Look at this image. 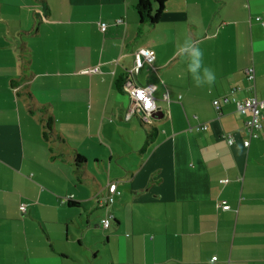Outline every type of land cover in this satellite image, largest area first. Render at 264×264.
<instances>
[{"label": "crops", "instance_id": "obj_1", "mask_svg": "<svg viewBox=\"0 0 264 264\" xmlns=\"http://www.w3.org/2000/svg\"><path fill=\"white\" fill-rule=\"evenodd\" d=\"M262 22L264 0H0V264H264V120L245 147L221 102L264 98ZM189 33L210 87L175 56Z\"/></svg>", "mask_w": 264, "mask_h": 264}, {"label": "built area", "instance_id": "obj_2", "mask_svg": "<svg viewBox=\"0 0 264 264\" xmlns=\"http://www.w3.org/2000/svg\"><path fill=\"white\" fill-rule=\"evenodd\" d=\"M256 20H259V17L255 18ZM262 25L264 26V22H262ZM99 29L101 31H104L105 29V23L99 22ZM153 56V51L150 49H138L134 51V60H133V66L129 69L128 74L126 76V79L122 85V88L125 92L128 93L130 100L132 102V108L129 109V112L126 113V117H129L132 113L136 112L139 113L140 118L144 122L149 121V117L152 114L154 110L145 109L144 107V101L139 99L137 96L138 91H143L144 96L148 98L155 109L154 105V99L151 94V87L149 85L145 86H139L135 85L132 82V75L136 73L139 68L142 66L144 60H150ZM89 73L97 72L98 69L96 66L91 67L86 70ZM253 72L248 71L247 76L248 78L253 77ZM229 101H232L235 105V109L240 114L246 115L244 120V125L247 130V137L242 140V144L247 147L249 144V141L251 138H257L258 131L262 125V121L264 120V98L258 99L255 95L247 96L243 99H234L230 96V94L225 95L222 97L221 102L228 103ZM214 107L216 109L220 106V101L217 99H214L212 101ZM208 127L207 123L200 122L196 123L195 125H189V130H204ZM226 141L229 145L233 143V138L231 135H226ZM222 181H225L222 180ZM119 193V190L117 188V184L115 182H110L107 184V191L104 196V202L103 203H111L114 199V196ZM65 200V199H63ZM218 206H220L222 209H227V204H222L220 201H217L216 203ZM20 210L24 209V205L19 206ZM112 218V214H107L105 217L101 219V225L103 227H107L110 223V219ZM212 259H215L213 256Z\"/></svg>", "mask_w": 264, "mask_h": 264}, {"label": "clouds", "instance_id": "obj_3", "mask_svg": "<svg viewBox=\"0 0 264 264\" xmlns=\"http://www.w3.org/2000/svg\"><path fill=\"white\" fill-rule=\"evenodd\" d=\"M175 56L186 63V74L191 78L195 87H210L215 82V72L204 65V52L190 33L185 35L178 45ZM183 76L182 73L181 78ZM137 96L144 101L145 109L154 110L152 102L144 96L143 91H138Z\"/></svg>", "mask_w": 264, "mask_h": 264}, {"label": "trees", "instance_id": "obj_4", "mask_svg": "<svg viewBox=\"0 0 264 264\" xmlns=\"http://www.w3.org/2000/svg\"><path fill=\"white\" fill-rule=\"evenodd\" d=\"M160 9H161V4H158V7L156 8V11H159ZM46 119L47 120H46L45 126H46L47 130H50L51 123H52V117L51 116H47ZM44 136L45 137L47 136V132H44ZM83 160H84V158L82 156H80L78 154L75 156V162L76 163H81V162H83ZM70 199L71 198H69L68 200H70Z\"/></svg>", "mask_w": 264, "mask_h": 264}]
</instances>
